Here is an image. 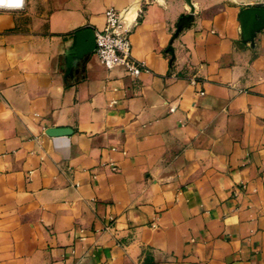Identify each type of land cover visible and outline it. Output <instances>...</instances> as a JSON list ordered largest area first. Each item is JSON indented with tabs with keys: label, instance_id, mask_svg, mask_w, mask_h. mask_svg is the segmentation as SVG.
Instances as JSON below:
<instances>
[{
	"label": "crops",
	"instance_id": "obj_1",
	"mask_svg": "<svg viewBox=\"0 0 264 264\" xmlns=\"http://www.w3.org/2000/svg\"><path fill=\"white\" fill-rule=\"evenodd\" d=\"M193 2L0 8V264H264V29ZM111 6L147 69L68 72Z\"/></svg>",
	"mask_w": 264,
	"mask_h": 264
},
{
	"label": "built area",
	"instance_id": "obj_2",
	"mask_svg": "<svg viewBox=\"0 0 264 264\" xmlns=\"http://www.w3.org/2000/svg\"><path fill=\"white\" fill-rule=\"evenodd\" d=\"M105 16V26L96 31V49L94 53L106 68L123 67L128 74L138 77L147 67L133 55L131 42L133 21H129L124 13L114 6L106 9ZM192 83L197 84V81L193 79ZM115 102L113 100V103ZM174 109L173 107L170 108L171 111H174ZM110 167L113 170L117 168L114 163H110Z\"/></svg>",
	"mask_w": 264,
	"mask_h": 264
},
{
	"label": "water",
	"instance_id": "obj_3",
	"mask_svg": "<svg viewBox=\"0 0 264 264\" xmlns=\"http://www.w3.org/2000/svg\"><path fill=\"white\" fill-rule=\"evenodd\" d=\"M190 7V12L183 15L177 24V31L174 37L186 27L190 26L195 12V4L193 0H185ZM242 1V0H240ZM245 2H237L247 7L242 6L239 14L241 23V44L254 43L258 32L264 29V0H243ZM236 2V1H234ZM96 49V32L94 29H84L78 31L75 35L74 45L67 51L68 72H71L75 61L86 55L94 53ZM68 129H51L49 133L59 134L68 133Z\"/></svg>",
	"mask_w": 264,
	"mask_h": 264
},
{
	"label": "rangeland",
	"instance_id": "obj_4",
	"mask_svg": "<svg viewBox=\"0 0 264 264\" xmlns=\"http://www.w3.org/2000/svg\"><path fill=\"white\" fill-rule=\"evenodd\" d=\"M70 0H25L24 8H27L28 6H31L33 10L36 12V14H41L44 11L48 10L49 12L58 9L67 3H69ZM136 0H132V4ZM139 1V4L141 1H147V0H137ZM152 1V0H150ZM211 2H234L233 0H209ZM237 1V0H235ZM237 2H245L238 0ZM190 9V8H189Z\"/></svg>",
	"mask_w": 264,
	"mask_h": 264
},
{
	"label": "bare ground",
	"instance_id": "obj_5",
	"mask_svg": "<svg viewBox=\"0 0 264 264\" xmlns=\"http://www.w3.org/2000/svg\"><path fill=\"white\" fill-rule=\"evenodd\" d=\"M233 1H235V0H233ZM24 3H25V0H0V7H22L24 5ZM130 20H132V19H130Z\"/></svg>",
	"mask_w": 264,
	"mask_h": 264
}]
</instances>
